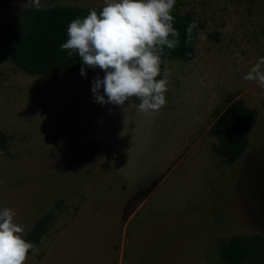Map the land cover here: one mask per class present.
<instances>
[{
    "label": "rangeland",
    "instance_id": "obj_1",
    "mask_svg": "<svg viewBox=\"0 0 264 264\" xmlns=\"http://www.w3.org/2000/svg\"><path fill=\"white\" fill-rule=\"evenodd\" d=\"M104 6V0H40ZM34 0H0V52ZM197 22L195 56L162 59L167 103L101 105L104 72L32 75L0 58V209L26 233L49 215L27 264H224L220 242L264 234V89L244 75L264 57V0H176ZM103 92V89L100 90ZM252 113L241 156L214 145L216 113ZM1 144V142H0Z\"/></svg>",
    "mask_w": 264,
    "mask_h": 264
},
{
    "label": "clouds",
    "instance_id": "obj_2",
    "mask_svg": "<svg viewBox=\"0 0 264 264\" xmlns=\"http://www.w3.org/2000/svg\"><path fill=\"white\" fill-rule=\"evenodd\" d=\"M34 3L40 6V0ZM175 5L176 0H104L102 10L93 8L68 24L67 40L60 49L80 57L82 76H86V68L104 72L102 79L93 78L95 102L123 106L135 97L139 103L132 105L143 113L158 111L167 103V69L163 78L158 77L165 48L179 47L172 15ZM197 26L196 21L187 26L185 44L191 42ZM243 79L264 89V57ZM15 216V209H0V264H27L29 252L38 251L25 238L26 229L15 222Z\"/></svg>",
    "mask_w": 264,
    "mask_h": 264
},
{
    "label": "trees",
    "instance_id": "obj_3",
    "mask_svg": "<svg viewBox=\"0 0 264 264\" xmlns=\"http://www.w3.org/2000/svg\"><path fill=\"white\" fill-rule=\"evenodd\" d=\"M97 12L99 6L54 4L48 7H27L16 26L8 28L3 39L4 55L23 71L32 75L59 76L80 71L82 61L78 55L69 56L60 45L67 40V26L75 18H83L91 9ZM174 27L179 32V47L165 48L162 59L177 58L190 60L195 56L197 28L193 29L192 40L185 44L186 28L195 19L188 13L172 12ZM86 68L85 70H88ZM253 121L252 113L240 100L231 101L216 113L214 132L217 143L215 151L226 162L237 160L247 146L249 130ZM0 147L5 137L1 134ZM49 227V215L36 218L25 238L36 244ZM219 257L224 264H264V234H237L222 240Z\"/></svg>",
    "mask_w": 264,
    "mask_h": 264
}]
</instances>
